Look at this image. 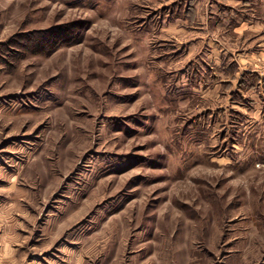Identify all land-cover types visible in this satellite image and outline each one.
Wrapping results in <instances>:
<instances>
[{
  "label": "rangeland",
  "instance_id": "obj_1",
  "mask_svg": "<svg viewBox=\"0 0 264 264\" xmlns=\"http://www.w3.org/2000/svg\"><path fill=\"white\" fill-rule=\"evenodd\" d=\"M193 1L0 0V264H264V117Z\"/></svg>",
  "mask_w": 264,
  "mask_h": 264
},
{
  "label": "crops",
  "instance_id": "obj_2",
  "mask_svg": "<svg viewBox=\"0 0 264 264\" xmlns=\"http://www.w3.org/2000/svg\"><path fill=\"white\" fill-rule=\"evenodd\" d=\"M206 1L192 2L189 22L194 28L224 32L225 52L215 62L221 80L237 102L255 103L247 110L252 121L258 120L264 117V0H208L214 7L210 11L204 9ZM182 17L188 23L189 13ZM211 39L210 47L216 46Z\"/></svg>",
  "mask_w": 264,
  "mask_h": 264
}]
</instances>
